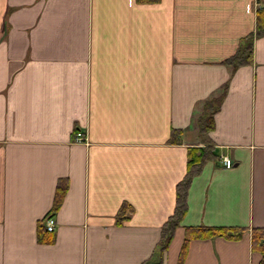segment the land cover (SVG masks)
I'll return each mask as SVG.
<instances>
[{
    "label": "crops",
    "instance_id": "0c3cea01",
    "mask_svg": "<svg viewBox=\"0 0 264 264\" xmlns=\"http://www.w3.org/2000/svg\"><path fill=\"white\" fill-rule=\"evenodd\" d=\"M262 7L0 0V264H179L188 227L244 231L193 239L183 264H260ZM250 37L252 61L229 64ZM193 147L215 156L162 250Z\"/></svg>",
    "mask_w": 264,
    "mask_h": 264
},
{
    "label": "trees",
    "instance_id": "16d2710c",
    "mask_svg": "<svg viewBox=\"0 0 264 264\" xmlns=\"http://www.w3.org/2000/svg\"><path fill=\"white\" fill-rule=\"evenodd\" d=\"M256 35L264 34V7L257 11ZM253 54V37H250L238 52L227 59L229 64L239 65L250 63ZM215 156L210 147H193L189 151L187 173L183 180L177 185V200L174 213L169 217L163 227V236L160 248L167 249L174 238L176 229L180 226L181 218L187 211V192L193 176L201 169L203 163ZM54 209L58 208L63 196L62 187L58 188ZM244 231L243 228L228 227H188L186 229L185 241L179 258V264H183L188 252V247L193 239L211 238L216 235H223L229 238H237ZM253 249L262 253L260 264H264V228H255L252 238Z\"/></svg>",
    "mask_w": 264,
    "mask_h": 264
},
{
    "label": "built area",
    "instance_id": "2783aa9c",
    "mask_svg": "<svg viewBox=\"0 0 264 264\" xmlns=\"http://www.w3.org/2000/svg\"><path fill=\"white\" fill-rule=\"evenodd\" d=\"M224 165L226 167H231L233 165V161L228 158V157H225L224 158ZM55 226H56V221L53 217H49L47 220H46V230L50 233L54 232L55 231Z\"/></svg>",
    "mask_w": 264,
    "mask_h": 264
}]
</instances>
